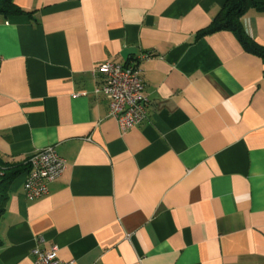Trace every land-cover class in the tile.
Wrapping results in <instances>:
<instances>
[{
  "label": "crops",
  "instance_id": "0c3cea01",
  "mask_svg": "<svg viewBox=\"0 0 264 264\" xmlns=\"http://www.w3.org/2000/svg\"><path fill=\"white\" fill-rule=\"evenodd\" d=\"M226 0H14L0 16V161L54 146L47 194L0 183V264L58 247L76 264H264V60ZM244 31L264 48V13ZM140 55H145L140 59ZM102 61L136 62L147 117L121 130L95 95Z\"/></svg>",
  "mask_w": 264,
  "mask_h": 264
},
{
  "label": "built area",
  "instance_id": "2783aa9c",
  "mask_svg": "<svg viewBox=\"0 0 264 264\" xmlns=\"http://www.w3.org/2000/svg\"><path fill=\"white\" fill-rule=\"evenodd\" d=\"M140 55L139 58H144ZM98 77L95 95L108 100V115L117 120L121 130L139 125L147 117V98L143 94L144 85L140 70L135 62L116 64L102 61L93 69ZM28 169L23 182L24 196L34 200L47 194L48 185L66 169V159L60 156L54 146H46L34 152L27 159ZM3 175L0 169V178ZM58 247L48 250L34 247L31 250V264H76L74 259L61 260L57 257Z\"/></svg>",
  "mask_w": 264,
  "mask_h": 264
},
{
  "label": "trees",
  "instance_id": "16d2710c",
  "mask_svg": "<svg viewBox=\"0 0 264 264\" xmlns=\"http://www.w3.org/2000/svg\"><path fill=\"white\" fill-rule=\"evenodd\" d=\"M264 13V0H226L223 7L214 17L212 22L199 31V34L217 30H229L233 32L242 47L247 51L261 57L264 60V48L256 45L244 31L242 18L248 10ZM26 11L19 8L14 0H0V16L7 18L12 15L24 14ZM0 169L3 175L2 181L9 182L24 169H28L27 162L23 165H11L0 161Z\"/></svg>",
  "mask_w": 264,
  "mask_h": 264
}]
</instances>
